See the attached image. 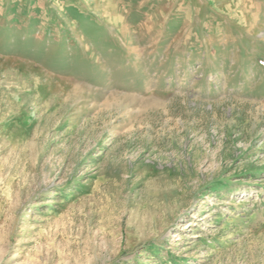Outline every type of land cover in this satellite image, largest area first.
I'll list each match as a JSON object with an SVG mask.
<instances>
[{"label":"rangeland","instance_id":"rangeland-1","mask_svg":"<svg viewBox=\"0 0 264 264\" xmlns=\"http://www.w3.org/2000/svg\"><path fill=\"white\" fill-rule=\"evenodd\" d=\"M0 264H264V0H0Z\"/></svg>","mask_w":264,"mask_h":264}]
</instances>
